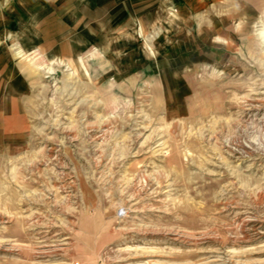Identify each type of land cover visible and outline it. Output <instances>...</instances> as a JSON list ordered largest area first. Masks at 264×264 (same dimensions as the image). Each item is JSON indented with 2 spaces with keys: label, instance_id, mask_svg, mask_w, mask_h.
I'll return each mask as SVG.
<instances>
[{
  "label": "rangeland",
  "instance_id": "rangeland-1",
  "mask_svg": "<svg viewBox=\"0 0 264 264\" xmlns=\"http://www.w3.org/2000/svg\"><path fill=\"white\" fill-rule=\"evenodd\" d=\"M0 264H264V0H0Z\"/></svg>",
  "mask_w": 264,
  "mask_h": 264
}]
</instances>
